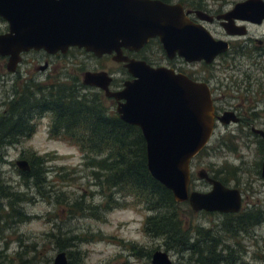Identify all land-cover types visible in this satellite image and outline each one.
<instances>
[{"label": "water", "instance_id": "obj_1", "mask_svg": "<svg viewBox=\"0 0 264 264\" xmlns=\"http://www.w3.org/2000/svg\"><path fill=\"white\" fill-rule=\"evenodd\" d=\"M190 12L180 2L162 0H0V17L8 24V30L0 33V55L7 56L9 71L30 50L54 53L79 47L97 57L112 55L131 76L120 90H109L112 77L106 71L86 70L83 83L105 90L117 101L119 118L139 127L151 176L172 192L176 202H188L194 211L237 213L242 207L240 190L211 177L205 169L198 175L210 190L190 189L191 162L213 136L214 107L208 85L124 53L141 50L153 38H158L168 57L177 52L186 61L210 62L227 50L225 41L187 17ZM195 12L206 19V13ZM216 17L224 20L228 33H243L239 29L244 26L234 29L233 18L260 23L264 0L237 1ZM253 130L264 140V130ZM15 163L20 170H29L27 160ZM261 176L264 186V156ZM150 260L151 264H174L161 249ZM53 264H69L67 253L59 251Z\"/></svg>", "mask_w": 264, "mask_h": 264}, {"label": "rangeland", "instance_id": "obj_2", "mask_svg": "<svg viewBox=\"0 0 264 264\" xmlns=\"http://www.w3.org/2000/svg\"><path fill=\"white\" fill-rule=\"evenodd\" d=\"M237 1L240 0H204L209 8L224 10L230 8ZM6 24L5 20H1L0 17V31L5 29ZM150 47L149 51L159 49L155 43ZM146 54L148 53L145 52ZM161 55L162 53L156 52L153 55L148 54L147 58L157 65L164 62L160 58H156ZM40 56V54L31 55V53L25 55L21 71L31 70L32 64ZM72 57L78 59H72ZM65 58L66 65L72 67L75 73L79 72L80 64L85 69L91 70L98 62L90 52L75 53L60 60ZM100 61L104 63V68L114 70L113 75L116 79L124 76L120 64L109 58ZM69 62L74 65L68 64ZM5 64L6 59H4L5 74L0 100L6 98V93H11L10 88L13 85L14 76L6 70ZM232 101L234 102V100ZM47 115L49 114L45 113L40 118L39 126L30 137L3 150L2 161L0 160V180L4 184L12 186L13 188L10 190L20 188L23 192L27 191L28 197L26 201L20 202L24 219L19 221V215L10 210L8 199L0 196V264H7V262H11L9 264L24 262H27L26 264H53V258L62 250L82 252L84 264H151L150 258L134 254L131 245H136L135 248L143 247L144 250H165L174 263L185 264L186 262L183 260L182 263L179 254L173 249L165 248L164 239L152 237L143 230L142 222L145 213L142 209L134 205L105 209L106 194L100 193L95 178L90 174L91 168L84 165L83 154L78 147L65 139L56 138L50 133ZM234 128L231 133H228L229 131L221 132L226 136L224 142H222L221 134H214L206 146L209 147L206 149V153H199L193 158L191 162L194 178L192 179V188L202 191L210 190V186L202 182L196 175V172L201 168L212 175L218 172L219 177L226 180L227 186L240 189L246 197L243 201V210H248L253 204L264 210V186L261 176V163L264 155L262 143L257 142L254 133L235 132ZM31 151L38 155L49 156L48 163L46 162L48 169L46 172L48 187H46L50 188L49 184L52 185L51 195H42L41 191L35 187L26 189L18 174L20 169L15 162L22 158L26 159V155ZM65 173L63 178L58 175ZM3 186H1L3 191H8ZM82 197L84 205H101V209L95 210L100 217L89 214L90 211L75 215L73 214L78 210L70 213L71 210L73 212V209L70 204L67 205L66 201H79ZM224 215L218 212H214L213 215L195 213V216L192 217L187 213L183 215V218L193 226L199 224L215 228L214 225L219 223L220 219H224ZM249 230L251 234L248 232L249 234L243 238V246L246 250V253L243 254V261L252 264L255 263L256 256L264 255V223ZM218 234L225 235V232L219 231ZM72 236L79 238L78 242L75 241L77 248L72 246L65 249L58 248L57 244L60 240L66 244ZM35 251L38 253L36 254Z\"/></svg>", "mask_w": 264, "mask_h": 264}, {"label": "trees", "instance_id": "obj_3", "mask_svg": "<svg viewBox=\"0 0 264 264\" xmlns=\"http://www.w3.org/2000/svg\"><path fill=\"white\" fill-rule=\"evenodd\" d=\"M177 1L190 7H200L204 2ZM41 84L36 83L33 86L35 94L31 92L32 87L17 94L15 100L6 106L8 114L0 117L1 161L6 147L14 146L36 131L33 127L22 126L29 124L28 116L25 117L26 120L22 116L24 112L37 116V119L45 113H50L53 117L50 133L78 147L83 154L84 165L91 168L90 174L95 178L100 193L106 194L105 209L121 208L125 205L142 209L145 213L143 230L152 237L164 239L165 248L173 249L179 254L182 263L184 260L185 264H248L243 261V254L246 253L243 238L250 233L249 229L264 223V210L261 207L253 204L248 210L225 214L224 219L214 225L215 228L199 224L193 226L184 220L183 215L188 213L193 217L196 212L186 202H176L172 192L149 173L146 166L145 140L139 127L121 120L101 93L85 90V86L80 83L78 89L77 80L51 86ZM208 148H204L200 153H206ZM26 156L29 170L18 171L24 186L26 189L35 187L42 195H51L50 189L53 187L49 184L50 188H47L46 180L49 156L38 155L33 151L28 152ZM58 175L63 178L66 173ZM214 176L226 184V180L219 177L218 172ZM2 185L8 191H3ZM12 188L0 180V196L8 199L10 210L18 214V220L22 221L24 214L20 202L26 201L28 192H23L20 188L10 190ZM66 202L73 209L70 213L78 210L73 215L90 211L89 214L100 217L95 210L101 209V205H84L83 197L79 201ZM219 231L225 232V235L218 234ZM75 241H79L78 236H72L66 244L60 240L57 246L59 249L71 246L77 248ZM135 247L136 245H131L134 254L151 258L153 251ZM66 253L69 264H84L82 252L69 250ZM9 263L11 262H7ZM252 264H264V255L256 256L255 263Z\"/></svg>", "mask_w": 264, "mask_h": 264}, {"label": "flooded vegetation", "instance_id": "obj_4", "mask_svg": "<svg viewBox=\"0 0 264 264\" xmlns=\"http://www.w3.org/2000/svg\"><path fill=\"white\" fill-rule=\"evenodd\" d=\"M181 4L183 5L184 10L191 11L187 14V17L193 22L204 26L215 39L225 41L227 43V50L218 53L210 62L204 59L198 61H186L177 52L172 58L168 57L158 38H154L146 43L141 50H124V53L136 59H144L153 66L171 68L176 73L185 74L192 80L206 83L211 92L214 107L213 136L217 133L221 134L222 131H229L228 133H231L233 127H235V132L254 133L257 142L260 144L262 143L264 150L263 138L253 130V128L264 130V76H262L264 73V19L260 23H253L245 19L233 18L232 25L234 29L238 30V28H236L238 26H244V28L239 29V31L243 33L230 34L222 25L224 20L222 21V19H218L216 16L228 11L233 5L224 10L221 8L211 9L205 2H202L200 7H190L186 4ZM198 10L207 14L205 15L206 19L200 18L196 14L195 11ZM1 20L3 19L1 18ZM253 28L256 30L253 31ZM7 30L8 25L6 24L5 29L0 31V33H4ZM153 42H156V46L159 49L156 51L151 49L149 51L148 49L151 48L150 46ZM79 52L83 53L86 51L79 47H69L65 52L57 51L54 53H48L44 50H30L21 54V60L13 71H9L5 64L6 70L11 72L14 77L12 88H10L11 93H6V98H1L0 100V117L8 114L6 106L11 101L15 100L14 97H16L17 94L29 87L33 88L36 83H42L41 85L43 86H51L53 84L58 85L69 83L74 80H77L78 82V89L80 83L82 86H85V90H94L101 93L109 101L110 106H112L116 111L117 101L112 96H108L105 93V90L95 86H88L83 83L82 75L87 69L80 64L79 72L75 73L72 67H68V65H66V58L62 61L60 60L64 57H68L69 55H74L75 53L79 54ZM142 52H144L143 55H141ZM145 52L151 55L156 52L162 53L163 58H161L162 55L156 58H160L164 62L155 65L148 60V54L145 55ZM30 53L31 55L40 54L41 56L35 60L34 64H32L31 70L28 72H22L21 65L24 63L25 55ZM95 57L98 62L95 66H93L91 71H106L109 75H111L112 80L108 85L110 91L120 90L123 87L124 81L131 78L123 63L114 61L112 59V55L105 54L101 57ZM108 58L113 62L120 64L124 71V76L122 78L116 79L113 75L114 70L104 68V63L100 60H108ZM0 59V94L2 95V84L4 83L5 74L4 59H6V63L8 59L7 56L1 55ZM72 59L78 58L72 57ZM245 62H247V64H245ZM68 64L74 65L71 62ZM24 73H26V75H24ZM34 91L35 89L33 88L31 92L35 94ZM232 100H234V102ZM48 114L49 115H47V117L49 118L50 129L53 125V117L52 114ZM22 116L24 119L26 116L29 118V124H23L22 126L33 127L36 130L40 124V118L43 115L37 119V116L24 112ZM224 135L225 134L220 135L223 141L226 137ZM198 171L196 172L197 177L202 180V182L207 183L204 178L199 177ZM209 174L212 175L211 173ZM212 176L215 177L214 175ZM192 179L194 178L191 171V189H193ZM244 200L242 199V202ZM242 208L241 210H243ZM194 212L197 214H204L210 211L200 210Z\"/></svg>", "mask_w": 264, "mask_h": 264}, {"label": "bare ground", "instance_id": "obj_5", "mask_svg": "<svg viewBox=\"0 0 264 264\" xmlns=\"http://www.w3.org/2000/svg\"><path fill=\"white\" fill-rule=\"evenodd\" d=\"M82 87V86H81Z\"/></svg>", "mask_w": 264, "mask_h": 264}]
</instances>
